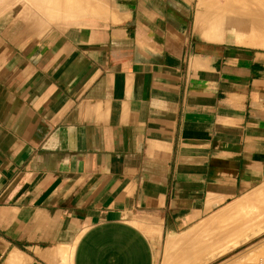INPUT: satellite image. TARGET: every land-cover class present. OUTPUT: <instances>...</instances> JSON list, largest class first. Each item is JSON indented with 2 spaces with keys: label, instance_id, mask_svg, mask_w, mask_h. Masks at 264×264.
I'll list each match as a JSON object with an SVG mask.
<instances>
[{
  "label": "crops",
  "instance_id": "crops-1",
  "mask_svg": "<svg viewBox=\"0 0 264 264\" xmlns=\"http://www.w3.org/2000/svg\"><path fill=\"white\" fill-rule=\"evenodd\" d=\"M213 1L0 0V264H160L259 192L264 47Z\"/></svg>",
  "mask_w": 264,
  "mask_h": 264
},
{
  "label": "bare ground",
  "instance_id": "bare-ground-1",
  "mask_svg": "<svg viewBox=\"0 0 264 264\" xmlns=\"http://www.w3.org/2000/svg\"><path fill=\"white\" fill-rule=\"evenodd\" d=\"M36 1H38V0H36ZM57 1L61 2V0H57ZM211 2H214V1L211 0ZM204 4H205V2H203V5ZM32 6H33V4H32ZM206 6H208V3ZM206 6L204 5V7H206ZM217 6H218L217 9H218L219 13L223 14L222 17L225 18L226 22L229 21V23L233 24V26L235 27V29L237 31V36L242 43H245V44L251 43V42H249L250 38H253V39L258 38V39L264 40V0H229V1L226 0L225 4L222 5L221 3H217ZM212 7H210V8H212ZM206 8H209V6ZM212 9H214V8H212ZM217 9H215V10H217ZM121 16L123 17L124 15H121ZM126 16L127 15H125V17ZM244 197H245V195H244ZM263 202H264V185L259 190L258 193H255L252 196H249V197H246L245 199L234 202L233 204L225 207L224 209L220 210L219 212L213 214L212 216L204 219L201 222V224L197 227L196 231L193 229L195 231V233L192 232V234H195L196 236L198 235L197 239H199V241H200L199 244L197 245V248H199V249L197 250V248H196V251L193 250L194 251L193 256H194V254H196V255L200 254V256L199 257L194 256V258H192L193 257L192 255L190 257V255H188V253L185 254V251H186L185 250V251H183L184 254H183V252L181 254H179V257L186 255V258L183 256L185 261L181 260L182 263L187 262L186 261V259L188 258L187 256H189L191 259H194V261H193V260H190L188 258L190 260L189 262L192 261V263L193 262L195 263V260L199 259L197 264L202 263V261L200 262V260H203L202 258L204 256H206L205 258H207V254L209 255L208 251H207V253L206 252L202 253V251H205L206 249L210 250L209 252L211 253L212 256L215 253H217V256L218 255L221 256L223 254H227L228 250H229V252L231 250H233L232 247L237 248L243 242H244L243 244H245L246 242L248 244H250V242H252V240L250 238H252V236H254V238H255L256 233H259L260 231L264 230V225H263V223H261V222H264V220H262L264 218H262L259 211L257 212V209L261 210V207L264 208ZM263 210H262V212H263ZM257 215L261 216V217H259L262 220V221L260 220L261 222H259V219L256 220L258 218ZM255 216L257 218L254 219ZM259 224H262V226H260V228H256V226H259ZM251 231H253V235L249 236V232L251 233ZM261 236L264 238V235H261ZM168 240H170V239H168ZM170 241L172 244L170 243ZM170 241H169L168 245L171 244V246L173 248L170 246H169V248H171L173 250L174 249L178 250V248H175L178 246H180L182 248V246L184 244L183 242H177V240H174V239L170 240ZM167 249H168V247H167ZM171 249L170 250L168 249V250L171 251ZM173 250L170 252L171 253L170 255H172V253H174ZM197 252H199V253H197ZM211 255H209V256H211ZM212 256H211V259H212ZM196 257H198V258H196ZM227 261H225V262H227ZM173 262L171 261V264H178L179 263L178 261H176V263H173ZM182 263H179V264H182Z\"/></svg>",
  "mask_w": 264,
  "mask_h": 264
},
{
  "label": "rangeland",
  "instance_id": "rangeland-1",
  "mask_svg": "<svg viewBox=\"0 0 264 264\" xmlns=\"http://www.w3.org/2000/svg\"><path fill=\"white\" fill-rule=\"evenodd\" d=\"M222 1H226V0H222ZM227 1H229V0H227ZM249 42H251V43H249L248 45H252V46H257V47H264V40H262V39H258V38H250V41ZM264 203V202H263ZM262 204V203H261ZM262 206V205H261ZM264 207V206H263ZM260 208V207H259ZM264 208H262L261 207V210H258L257 209V212L259 211V213H260V215L262 216V218H264V210H263ZM262 210H263V212H262ZM255 211V210H254ZM258 213V214H259ZM258 216L257 215V217L255 216L254 217V219L255 218H257L256 220H258L259 219V222H261L262 220H264V219H262L261 220V218H259V217H261V216ZM261 220V221H260ZM255 221V220H254ZM257 222V221H256ZM261 223H263V225H264V222H261ZM260 226H262V224H259V226H256V228H260ZM261 232V233H260ZM259 233H256V235H255V238H254V236H252L253 235V231H251V233L249 232V236H252V238H250L251 240H252V242H250V244H248L247 242V244L245 243V244H241L240 246H238L237 248H234V247H232V249L233 250H231L230 252H229V250H228V253L227 254H223V255H218L217 256V253H215L213 256L211 255V253L209 252L210 250H205V251H202V253L204 252H206L207 253V251H208V253H209V255H211L212 256V259H211V256H209L208 254H207V258H205L206 256H204L202 259L203 260H200V262L202 261V263H200V264H264V238L261 236V235H264V230L263 231H260ZM259 235V236H258ZM263 239V240H262ZM203 241V240H202ZM255 242V243H254ZM255 245V246H254ZM251 247V248H250ZM175 248H180V246H178V247H175ZM196 248H197V246H196ZM196 248L194 249H187L186 251H185V254L186 253H188V255H190V257H191V255L193 256V253H194V251L193 250H195L196 251ZM199 248H197V250H198ZM175 250V249H174ZM174 250H173V252H174ZM184 250H181V253L183 252ZM200 251V250H199ZM245 251V252H244ZM170 251L167 249V247H166V252H165V258L163 259V262L161 263L160 262V264H171V261L173 262V263H176V261H178L179 263H182V261L184 260V257L186 258V255H183L182 257L180 256V257H174V259L173 258H170V254L171 253H169ZM192 252V253H191ZM197 253H199V252H197ZM173 254V253H172ZM183 254H184V252H183ZM178 256H179V254H177ZM194 256H200V254H198V255H196V254H194ZM194 256L192 257V258H194ZM209 256V257H208ZM190 260H193L194 261V259H191L189 256H187ZM198 257H196V258H198ZM214 257V258H213ZM176 258V259H175ZM187 258V259H188ZM172 259V260H171ZM186 259V263L184 262V263H182V264H197L198 263V261H199V259H196L195 260V263L193 262L192 263V261L191 262H189L190 260L188 259L187 260ZM201 259V258H200ZM210 259V260H209ZM170 262H169V261ZM182 260V261H181ZM206 260V261H205ZM228 260V261H227ZM185 261V260H184ZM225 261H227V262H225ZM168 262V263H167ZM178 263V264H179Z\"/></svg>",
  "mask_w": 264,
  "mask_h": 264
}]
</instances>
